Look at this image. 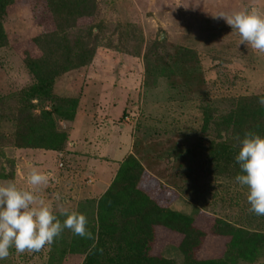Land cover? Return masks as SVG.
Masks as SVG:
<instances>
[{"label": "trees", "instance_id": "obj_1", "mask_svg": "<svg viewBox=\"0 0 264 264\" xmlns=\"http://www.w3.org/2000/svg\"><path fill=\"white\" fill-rule=\"evenodd\" d=\"M18 1L33 8L36 7L35 2L44 1L55 23L51 30L30 39L37 54L27 49L20 55L30 81L11 94L0 97V124L11 123L13 147L59 152L62 153L59 159L63 162L73 148L68 132L59 127V122L75 120L81 95L58 94L54 87L94 62L97 47L101 45L95 29L102 27L93 21L83 24L81 19L92 18L98 2L0 0V48L9 44L4 18ZM154 40L147 46L139 36L140 46L132 54L144 62L148 82L156 84L157 79H165L167 91L164 100L178 104L182 111L189 106V127L179 126L173 121L161 122L156 117H144L142 109H132L135 123L128 133L131 143L121 157L105 158L116 164L109 184L97 198L77 205L78 208L68 209L87 217L89 230L98 237L96 247L89 251L93 241L65 229L50 246L46 264H66L73 256H76V264H263L264 216H259L261 220H257V224L254 223L255 217L233 223L196 205L202 201L196 187H193L194 214L175 210L170 204L181 197L189 200L190 196L192 199L189 178L197 172L193 165L195 156L201 159L202 166L215 180L235 181V176L240 173L234 159L240 140L249 131L264 137V107L258 103L264 93L213 99L209 90L203 88L209 81L203 77L197 51L178 45L166 53L163 49L166 40L160 39V35ZM240 52L239 58L243 57ZM252 54L255 53L250 51L249 57ZM212 57L220 60L219 64L211 67L217 75L210 81L218 90L227 81L235 86L240 81L242 84L246 82L243 70L233 73L231 78L222 77L220 62L228 60ZM243 73L244 77H241ZM136 84L138 98L141 83ZM148 84L145 80L142 83L146 90L144 94L142 91L141 98L145 101ZM246 85L251 87L250 83ZM192 111L198 113L197 118L191 117ZM128 113L129 110L124 108L121 118L127 117ZM95 127L96 130L106 127L107 133L97 137L101 144H106L109 138L107 126L95 122ZM191 140H196L197 148L194 145L189 147ZM85 151L89 156L98 157L91 147ZM64 164L61 163L60 168ZM1 170L0 177H8L6 166L1 165ZM153 180L155 185L151 182ZM203 183L209 186L205 180ZM153 186L161 192H176L171 203H162ZM212 196L221 195L215 192ZM54 213L61 221L65 218L59 211ZM200 215L205 216L203 220L211 219L212 234L228 238L221 256L205 251L198 255L209 233L202 224H198ZM167 245H174L180 252V263L164 256L162 249Z\"/></svg>", "mask_w": 264, "mask_h": 264}, {"label": "rangeland", "instance_id": "obj_2", "mask_svg": "<svg viewBox=\"0 0 264 264\" xmlns=\"http://www.w3.org/2000/svg\"><path fill=\"white\" fill-rule=\"evenodd\" d=\"M240 1L238 0V3ZM244 1L261 4L258 11L264 14V0ZM97 2L94 16L81 19L83 24L93 21L102 27L95 29L101 45L97 47L94 62L74 73V76H67L60 81L59 86L54 87V92L58 94L81 95L79 112L75 120L60 121L59 127L67 131L71 141L74 140L78 145L82 137H86L83 150L86 148V142L92 139V143L88 146L99 156H104V159L121 157L131 143L128 133L135 123L132 109H142L144 117H156L155 119L161 122L173 121L179 126L189 127V103L186 104L188 107L183 109L185 112L182 111L178 104L164 100L167 91L165 79H157L156 84L146 80L144 62L142 63L141 58L132 54L140 46L137 41L139 36L143 37L148 46L160 35V39L166 40V46L163 47L166 53L173 51V47L178 45L196 50L203 77L209 81V84L204 85L203 88L209 90L208 93L213 99H218L220 96L264 93V54L257 53L250 46L240 44L239 34L232 31L222 18L214 17L221 12H233L239 7L237 0H97ZM35 4L36 7L33 8L27 3L18 1L9 8L4 18L9 44L0 48V97L9 95L29 83L30 76L20 55L27 49L32 54H37L30 39L54 28L55 20L47 10L45 2L38 1ZM239 51L243 54L241 58ZM250 51L255 53L251 57H249ZM212 56L228 60L220 62L222 77L231 78L233 73L243 70L247 77L244 78L246 82L242 84L240 81L235 86L227 81L218 90V87L212 85L210 81L217 75L211 67L220 60ZM240 76L244 77V73ZM144 80L149 83L146 101L141 98L142 91L144 94L146 90L142 88ZM136 83L138 85L141 83L138 98ZM246 83H250L251 87ZM124 108H127L129 113L126 118L125 116L121 118ZM192 112L191 117L197 118L198 113ZM95 122L100 125L105 124L111 134V141L109 140V144L105 147L96 144L98 135L103 134L104 129L100 127L101 129L96 130ZM12 130L9 122L0 124V133L3 135L0 137V150H2L0 173L1 165H4L8 175V177H0V184L12 181L20 189H29L26 177L31 168L35 167L49 177L48 184L40 186L36 194L47 206L57 212L59 211L57 207L59 202L55 198L57 193L67 209L71 207L75 209L77 205L93 200L102 193L106 184H97L99 177L97 172L93 173L95 164L88 165L89 162L81 158L75 159L73 163L64 159L65 164L60 168L59 164L62 160L59 159L61 156L59 152L13 147ZM193 145L197 148L196 140L189 141V147ZM73 150L77 151L75 148ZM200 160L198 156L194 157L193 165L197 172L192 173V177L189 178V195H192V199L190 196L189 200L181 197L171 203L176 192L173 190L161 192L157 186H153L157 198L162 203H171L170 206L175 210L192 215L195 204L193 187H196L202 197V201L196 205L233 223H242L255 217L257 219L254 223L257 224V220L260 221L261 218L249 211L247 188L240 186L236 181L215 180L206 167L202 166ZM105 166L109 169L108 172L112 169L110 175H113L116 164L108 162V166ZM105 175L109 178L108 173ZM204 180L209 186L203 183ZM151 182L155 185L154 180ZM149 187L151 188L150 185ZM215 192L221 196L216 198L212 196ZM203 218L205 216L200 215L198 220ZM204 222L209 226L211 219H206ZM223 244V240L208 234L203 249L198 255H203L204 251L207 254H219ZM49 249L50 246H45L39 252L17 253L12 248L9 256L0 260V264H46ZM162 253L168 258L181 262V254L174 245L164 246ZM75 259L76 256H73L66 261V264H76Z\"/></svg>", "mask_w": 264, "mask_h": 264}, {"label": "clouds", "instance_id": "obj_3", "mask_svg": "<svg viewBox=\"0 0 264 264\" xmlns=\"http://www.w3.org/2000/svg\"><path fill=\"white\" fill-rule=\"evenodd\" d=\"M214 17L222 18L232 31L239 34L240 44L264 54V14L258 10L242 9L221 12ZM258 103L264 107V96ZM234 159L240 168L235 181L247 188L249 211L264 216V137L247 132L240 140ZM26 182L29 189H20L12 181L0 184V260L6 259L12 248L17 253L39 252L45 246H51L65 229L93 241L89 251L96 247L98 237L89 230L85 215L69 212L63 204H58L60 215L65 217L61 221L53 209L38 197L36 190L49 182L47 174L32 167ZM55 198L58 202L61 200L58 193Z\"/></svg>", "mask_w": 264, "mask_h": 264}, {"label": "crops", "instance_id": "obj_4", "mask_svg": "<svg viewBox=\"0 0 264 264\" xmlns=\"http://www.w3.org/2000/svg\"><path fill=\"white\" fill-rule=\"evenodd\" d=\"M237 4L239 5V7L238 8H236L234 11H237V10H242V9H249V10H259L260 8H261V4H254V3H252V1H250V2H245L244 0H241L240 1V3H238V0H237ZM104 129V131H103V133H107L106 132V127H104V128H102V130ZM99 135H101V134H99ZM102 136V135H101ZM110 136H111V134H110V132H109V138H108V141L106 142V144H101L99 141H96V144L97 143H99L101 146H107L108 144H109V140L111 141V138H110ZM71 139V138H70ZM94 139V138H93ZM82 141H81V143H79V145L78 144H76L75 143V141L73 140L70 144L72 145V147L73 148H75L77 151H74V150H72V152H69V153H67L66 155H65V159L66 160H68V161H70V162H74V160L75 159H77V158H81V159H86L89 163H87L88 165H91V164H95L94 165V174L97 172V175H98V179H97V184H99V185H101V184H106V186H105V188L107 187V185L109 184V182H110V180H111V178H112V175H110V172H108L109 171V169L108 168H106V166L105 165H107L108 166V162H110V161H105V159H104V156L102 157V156H99L98 155V157H92V156H89V155H87L86 154V151L85 150H83L82 149V147H83V144H84V142L87 140L86 139V137H82V139H81ZM89 143H92V139H90V140H88L87 142H86V144H85V146H86V148L87 147H89L88 145H89ZM47 152H55V151H47ZM78 153V154H77ZM77 155H80L79 157H77ZM64 162H65V160H64ZM76 162H78L77 160H76ZM99 172H100V175H99ZM106 173H108L109 174V178H107L108 177V175H107V177H106ZM105 188H104V190H105ZM103 190V191H104ZM102 191V192H103ZM178 199H176L175 201H177ZM175 201H173V203L175 202ZM172 208V207H171ZM200 223H198V224H202V226H203V228L204 229H208V231H209V233L208 234H211V235H213L214 237H216V238H218V239H221V240H223L224 241V244H225V242L227 241V237L226 236H221V235H217V234H212V232H211V229H210V224L211 223H209V226H207V224H205V222H204V220H198ZM202 222V223H201ZM205 242V241H204ZM223 248H224V245H223V247H222V249H221V251H220V253L219 254H215V255H217V256H221L222 255V251H223ZM262 263L264 264V258H263V260H262Z\"/></svg>", "mask_w": 264, "mask_h": 264}, {"label": "built area", "instance_id": "obj_5", "mask_svg": "<svg viewBox=\"0 0 264 264\" xmlns=\"http://www.w3.org/2000/svg\"><path fill=\"white\" fill-rule=\"evenodd\" d=\"M126 118V117H125Z\"/></svg>", "mask_w": 264, "mask_h": 264}]
</instances>
